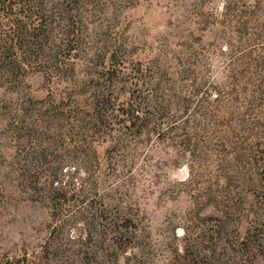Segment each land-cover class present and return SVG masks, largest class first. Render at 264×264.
<instances>
[{
    "label": "rangeland",
    "instance_id": "obj_1",
    "mask_svg": "<svg viewBox=\"0 0 264 264\" xmlns=\"http://www.w3.org/2000/svg\"><path fill=\"white\" fill-rule=\"evenodd\" d=\"M39 1L0 67V264H264V0Z\"/></svg>",
    "mask_w": 264,
    "mask_h": 264
},
{
    "label": "trees",
    "instance_id": "obj_2",
    "mask_svg": "<svg viewBox=\"0 0 264 264\" xmlns=\"http://www.w3.org/2000/svg\"><path fill=\"white\" fill-rule=\"evenodd\" d=\"M34 1L0 0V67L5 70H13L23 62L18 56L20 51L36 54L43 50L47 23L41 13L32 18L35 15L33 5L37 7L40 4L39 0L36 4ZM39 16L41 19L35 21Z\"/></svg>",
    "mask_w": 264,
    "mask_h": 264
}]
</instances>
